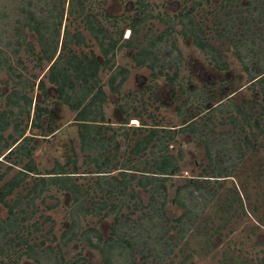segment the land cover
I'll return each instance as SVG.
<instances>
[{
    "label": "trees",
    "instance_id": "16d2710c",
    "mask_svg": "<svg viewBox=\"0 0 264 264\" xmlns=\"http://www.w3.org/2000/svg\"><path fill=\"white\" fill-rule=\"evenodd\" d=\"M89 1L5 0L6 9H0V45L11 48L19 61H21L19 55L24 51L36 55L41 67L44 62L50 64L47 73L37 83L38 76L29 80L22 72L17 71L12 57L3 50L4 48L0 47V71L6 70L7 73L17 78L13 90L6 97L5 108L0 109V158H2L0 162L5 160L7 164L9 163L5 173L0 174V180L5 179L15 168L20 167L16 174L14 173L0 186V204L4 205L8 211L7 217L0 219V264H20L19 259L23 255L22 253L35 259L37 264H68L70 262L63 256H54L52 253L41 256L35 249L45 244L46 242L42 239L52 234L54 230V225H52L45 234L42 232L44 224L51 220V216L40 215L43 218L42 222H40V217L38 220L33 219L39 210L38 201L40 204L44 203L45 193L55 188L70 194L72 203L76 205L72 209L75 219L70 227L62 233L61 242L57 244L59 251L62 244L67 245L73 240L84 239L91 247L100 251L104 264H127L129 258L125 251L129 248L130 252H133L135 244H141L147 251L145 255L158 258L157 264H161L166 256L165 250L160 249V247L163 248L162 243L170 245L169 253H173L172 246L180 245L184 240L187 241L186 236L192 230L194 220L199 217L202 211H205L214 197V195L200 193L202 194L200 196L206 199L203 200L204 206L201 211H196L199 204L195 202L197 200L192 196L190 187L199 188V186L193 182L178 185L174 199L185 209V212L174 218H170L168 215L166 205L169 202L170 187L174 186L172 182L170 185L168 182L179 173L181 170L179 162L184 158L181 148L174 150L171 147L172 142L177 140V135H188V131H193L194 135L205 143L209 155L216 150L217 153L220 152L227 158H230L233 153L230 150L239 151L240 144L226 147L222 142L227 143L229 139L231 142L251 143L249 136H236L234 131L232 135L222 132L229 135L225 140H221L223 134H219L220 138L214 136L213 141L207 140L209 133L203 131L202 126L208 127L207 124L213 120L211 114L208 120L202 124L195 121L192 115L190 118L184 117L178 128H170L161 124L147 127L140 112L131 113L128 110L129 106L122 104L120 107L125 116L119 118L118 125L108 123L105 113V105L109 102L108 91L117 94L130 74V68L116 64V54L119 50L124 47L131 48V53L132 50L134 51L132 56L136 66L151 68L153 78L165 76L169 84L175 82L177 73L170 74L167 69L178 63L176 57H179L181 51L168 29L158 34H151L149 30L139 37L149 18L148 14L137 17L138 10L132 17L123 13L104 21L102 13L87 12L91 9ZM9 2L14 6L12 10L6 5ZM256 3L255 0H249L250 6L244 13L249 16L253 9L259 10L261 17L264 16V4ZM133 4L135 5L136 2L128 1L130 8L134 6ZM178 4V0H173V8L176 9ZM259 7L261 8L259 9ZM193 10L194 7L185 12L186 19L183 30L199 49L205 51L212 44L209 37L204 38L205 30L201 23L192 16ZM65 16L67 20L72 19L78 21L79 24L76 25L75 30H71L66 25L62 33ZM7 19H13L14 23L11 28L13 34L11 35H15L16 42H13L12 37L6 36L9 31L5 22ZM248 25V29H251L250 24ZM126 30H130L131 33L129 37L125 38ZM85 31H88L99 44L102 57L93 50L88 53H78L72 47V45L79 47L88 44ZM30 34L32 37L35 35L39 43L38 51L33 41L28 40ZM236 34L237 32H234L230 38L232 41L235 40ZM169 43L170 48L167 46ZM236 47L240 60L247 57L248 53L242 51L243 43L237 44L236 42ZM161 50L164 52L161 53ZM175 51L178 55L174 54ZM249 51L255 54L254 47H250ZM162 55H167L169 58L162 60ZM224 66L226 64L218 67L223 69ZM106 70L111 73L106 84L109 90L105 88L102 79V73ZM246 70L252 80L258 81L264 90V63H262L261 72L258 74H254L253 70L247 66ZM49 85L55 88L57 99L76 112L74 121L77 125L80 147L79 151L74 150L73 154H68L65 162L56 159L52 167L41 168L34 159L35 150L39 144L37 134L35 132L31 135L25 134L29 126L28 121L33 114L32 131L36 129L45 136L44 117L50 115L51 111L48 104L42 105V102L45 103L51 97ZM36 86L40 89L42 98H40V102L34 103V98L30 93ZM197 98L198 102H202L200 97ZM206 99L207 97H204V101ZM205 109L214 111L209 107ZM226 111H231V109ZM233 111L244 116L243 119L247 123L250 119L256 118L254 115H249L242 106L237 105ZM179 113L182 115L183 111L180 110ZM132 118L140 119L144 127L131 125L133 127L131 128L127 124ZM225 122H231L235 124V127L241 129L245 128L236 116L231 115ZM254 122H256L258 131L263 132L260 120L255 119ZM123 128L124 130L121 131ZM9 129L12 131L8 134ZM130 129L133 130L132 134L137 136L133 144L129 139ZM120 135L125 136L127 140V150L122 152L123 154H120L122 148L119 140ZM251 135L255 140L258 138L255 133ZM81 155L84 156L85 161L94 163L85 171H80L82 167L78 164V156ZM210 159L213 163L215 162L212 156ZM69 166L72 168L69 169ZM234 167V162L222 167L213 166L212 174L206 172L204 175L207 176L204 183H209L210 180H219L217 179L219 177L226 180L232 175ZM117 170L118 172H115ZM81 172L89 175L95 174L96 177L93 178V182L85 185L79 183L73 175ZM137 187L147 190L149 193L150 198L147 206L150 209V214L138 217L134 227L128 225L127 222L123 224L121 220L123 214H121L116 218L118 226L113 230L114 235L107 239H104L102 234L94 228L81 231L80 211L93 213L108 209L106 215H109L112 209L119 208V214L123 208V198L131 200L138 197ZM20 188L23 191H19ZM91 189L95 194L90 193ZM17 190V194L11 198ZM85 203H90L91 206L87 208ZM126 207H129L128 204ZM163 220L166 224H163ZM169 223H174L178 227L177 236L169 235ZM40 232L42 234L38 235ZM37 235L41 239L38 244ZM55 237L53 236V238ZM173 240L174 244H172ZM49 248L45 247L51 252ZM17 253L19 255L14 256ZM80 260L79 258L75 262L79 264ZM82 261L86 262V259Z\"/></svg>",
    "mask_w": 264,
    "mask_h": 264
},
{
    "label": "rangeland",
    "instance_id": "374dc122",
    "mask_svg": "<svg viewBox=\"0 0 264 264\" xmlns=\"http://www.w3.org/2000/svg\"><path fill=\"white\" fill-rule=\"evenodd\" d=\"M128 1H135L136 4L130 8ZM89 2L91 9L87 12L102 13L104 21L123 13L132 17L138 10L137 17L148 14L149 18L139 37L149 30L151 34H158L168 29L181 51L180 55L176 53L177 51L174 52L179 56L176 57L178 63L167 69L170 74L177 73L175 82L169 84L165 76L153 78L151 68L136 66L132 56L134 51L132 50L131 53V48L124 47L119 50L116 54V64L130 68V74L117 94L108 91L109 102L105 105L108 123L118 125L119 118L125 116L120 106L126 104L129 106V112H140L147 127L161 124L170 128H178L184 117L190 118L192 115L195 121L202 124L208 120L211 114L213 120L207 124L208 127L202 126V130L209 133L207 140L213 141L214 136L220 138L219 134H223L221 140H225L229 135H232L233 131L236 136L247 135L251 138V143L231 142L229 139L227 143L222 142L226 147L240 144L239 151L230 150L233 153L230 158H227L222 153H217L216 150L209 155L207 146L202 139L194 135L193 131H188V135H177V140L172 142L171 147L174 150L181 148L184 158L179 162L181 170L168 182L169 185L171 182L174 184L170 187L169 202L166 205L168 215L170 218H174L185 212V209L174 199L178 185L193 182L199 186V188L190 187L192 196L197 200L195 202L199 204L196 211H201L204 206L205 197H201L200 193L214 195V197L205 211H202L199 217L194 220V226L186 236L187 241L184 240L180 245L172 246L173 253H169L170 245L162 243L163 248L160 247V249L165 250L166 256L161 264H264V90L258 81L252 80L246 70L247 66L253 70L254 74L261 72L262 63H264V16L261 17L259 10L253 9L249 16L244 13L250 6L249 0H178L179 4L176 9L172 6L173 0H90ZM255 2L258 5L264 4V0H255ZM0 3V9L5 10V0H1ZM6 5L11 10L14 8L11 2ZM193 7L192 16L201 23L206 33L204 38L209 37L212 44L205 51L199 49L183 30L186 19L184 14ZM66 16L62 25V33L66 25L71 30H75L76 25L79 24L78 21L67 20ZM5 22L9 29L6 36L12 37L13 42H16L15 35H11L13 34L11 29L14 23L13 19H7ZM244 22L246 24H243ZM248 24L251 29H248ZM234 32H237L235 42L230 39ZM85 34L88 44L79 47L72 45V47L78 53H88L93 50L102 57L100 46L95 38L90 36L88 31H85ZM128 34L129 31L126 30L124 37L126 38ZM28 40L33 41L37 51L40 49L35 35L32 37L30 34ZM236 42L237 44L243 43L242 51L248 53L244 59L240 60L238 56ZM167 46L170 48V43ZM0 47L4 48L3 50L12 57L16 70L22 72L29 80L38 76L36 80L38 83L39 79L47 73L50 64L44 62L41 67L36 55L22 51L19 55L21 61H19L11 48L5 45H0ZM250 47H254L255 54L249 51ZM163 52L164 50H161V53ZM161 57L162 60L169 58L167 55ZM223 64L226 66L219 69L218 66H223ZM107 71L102 73L106 89H108L106 84L111 76V73ZM16 79L6 70L0 71V109L5 108L6 97L13 90ZM49 90L51 97L45 103L42 102V105L48 104L51 111L50 115L44 117L45 136L36 129L32 131L33 114L28 121L29 126L25 134L31 135L33 132L37 134L39 144L36 147L34 159L41 168L52 167L56 159L65 162L67 155L73 154L74 150L79 151L80 147L77 125L74 121L76 112L57 99L53 86L49 85ZM30 95L33 96L34 103L40 102V98H42L37 86ZM197 97H200L204 103L198 102ZM204 97H207L205 101ZM237 105L244 107L249 115H254L256 118L250 119L249 123L245 122L244 116L233 111ZM206 107L213 108L214 111H208L205 109ZM227 109H231V111H226ZM180 110L183 111L182 115L179 113ZM231 115L236 116L245 128L241 129L235 127V124L231 122H225ZM255 119L260 120L263 132L258 131ZM127 125L131 128H133L132 126L144 127L138 118L130 119V123ZM11 131L9 129L7 133L9 134ZM222 132H228L229 135ZM132 133L133 130L130 129L131 144L137 138ZM252 133L258 135L256 140L251 135ZM108 134L110 135V133ZM119 140L122 144L121 154L127 150V140L123 135L119 136ZM210 156L214 158V163ZM231 162H234L235 167L230 177L226 180L219 177L217 178L219 180H210L209 183H204V179L207 178L204 175L206 172L212 174L213 166L222 167L230 165ZM8 164L5 160L0 162V174L5 173ZM78 164L82 167L80 171H85L94 163L85 161L84 156L81 155L78 156ZM68 168L71 169L72 166ZM19 169L20 167L15 168L5 179L0 180V186ZM73 175L79 183L85 185L93 182V178L96 177L95 174L89 175L85 172ZM137 190L138 197L131 200L123 198V208L119 214V208L112 209L109 215H106L108 209L93 213L80 211L81 231L94 228L102 234L104 239H107L114 235L113 230L118 226L116 218L121 214H123L121 217L123 224L127 222L128 225L134 227L138 217L150 214V209L147 206L150 198L149 193L139 187ZM19 191H23V189L20 188ZM17 192L18 190L11 198ZM90 193L95 194L92 189ZM45 196L44 203L40 204L38 201L39 210L33 220H38L40 215L51 216V220L44 224L42 232L45 234L52 225H54V230L52 234L42 239L46 242L45 244L37 245L38 247L35 248L40 255L46 256L52 253L54 256H63L70 261L68 264H78L75 261L79 258L81 259L79 264H104L100 251L91 247L84 239L73 240L67 245L62 244L60 251L57 249L62 233L70 227L75 219L72 209L76 205L72 203L70 194L56 188L46 192ZM127 204L129 207H126ZM90 206V203H85V207L89 208ZM7 215V208L0 204V219H5ZM42 221L43 218L40 217V222ZM163 224H166L164 220ZM168 228L169 235L177 236L178 227L174 223H169ZM38 235L37 244L41 241ZM53 236L56 237L53 238ZM139 238L141 237L139 236ZM174 243L173 240L172 244ZM45 247H50L51 252ZM146 252L145 247L141 244H135L133 252H130L128 248L125 251L129 258L127 264H157L159 262L158 258L145 255ZM22 254L19 259L20 264H37L35 259ZM18 255L19 253L14 256ZM83 259H86V262L82 261Z\"/></svg>",
    "mask_w": 264,
    "mask_h": 264
},
{
    "label": "flooded vegetation",
    "instance_id": "af4514ba",
    "mask_svg": "<svg viewBox=\"0 0 264 264\" xmlns=\"http://www.w3.org/2000/svg\"><path fill=\"white\" fill-rule=\"evenodd\" d=\"M129 31V34H128V36L127 37H129L130 36V33H131V31L130 30H128Z\"/></svg>",
    "mask_w": 264,
    "mask_h": 264
}]
</instances>
